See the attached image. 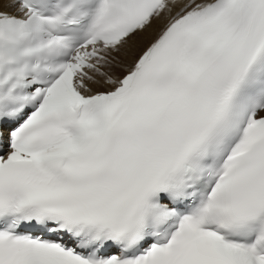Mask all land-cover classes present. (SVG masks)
<instances>
[{
    "label": "snow or ice",
    "instance_id": "1",
    "mask_svg": "<svg viewBox=\"0 0 264 264\" xmlns=\"http://www.w3.org/2000/svg\"><path fill=\"white\" fill-rule=\"evenodd\" d=\"M0 264H264V0H0Z\"/></svg>",
    "mask_w": 264,
    "mask_h": 264
}]
</instances>
